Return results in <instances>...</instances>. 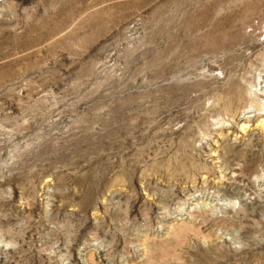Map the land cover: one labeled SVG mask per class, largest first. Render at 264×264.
I'll use <instances>...</instances> for the list:
<instances>
[{
    "label": "rangeland",
    "instance_id": "obj_1",
    "mask_svg": "<svg viewBox=\"0 0 264 264\" xmlns=\"http://www.w3.org/2000/svg\"><path fill=\"white\" fill-rule=\"evenodd\" d=\"M261 118L264 0H0V264H264Z\"/></svg>",
    "mask_w": 264,
    "mask_h": 264
},
{
    "label": "bare ground",
    "instance_id": "obj_2",
    "mask_svg": "<svg viewBox=\"0 0 264 264\" xmlns=\"http://www.w3.org/2000/svg\"><path fill=\"white\" fill-rule=\"evenodd\" d=\"M260 118V117H259ZM263 122V119L261 118L259 121H258V124H261ZM264 123V122H263ZM246 125V123H245ZM262 125V124H261ZM259 126V125H258ZM258 128V127H257ZM240 129L243 130L244 129V124H241L240 125Z\"/></svg>",
    "mask_w": 264,
    "mask_h": 264
}]
</instances>
